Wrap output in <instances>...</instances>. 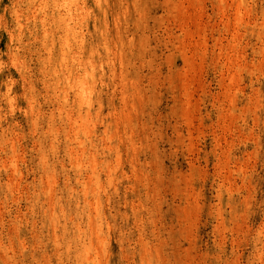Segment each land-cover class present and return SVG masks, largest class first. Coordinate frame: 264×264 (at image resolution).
Instances as JSON below:
<instances>
[{"label":"rangeland","instance_id":"obj_1","mask_svg":"<svg viewBox=\"0 0 264 264\" xmlns=\"http://www.w3.org/2000/svg\"><path fill=\"white\" fill-rule=\"evenodd\" d=\"M230 1L156 0L151 4L150 33L152 37L157 38L152 43L157 48L156 62L163 73L157 78L155 94H141L140 99L145 107L153 108L155 134L146 146V154H140V162L145 164L138 165L136 181L139 189L137 201L139 199L142 204L139 209L141 217L146 220L145 230L150 253L157 255L158 264H264V240L261 242L264 239L261 230L264 223V94H258L257 91L259 87L264 89V27L261 19L258 24H252L251 33H247V22L261 17L262 1L260 0L261 5H257L259 9L255 14L239 11L236 8L239 1ZM237 12L244 17L240 15L239 18ZM221 33L225 36H221ZM26 36L23 40H26ZM4 37L5 33L1 31L0 57L3 61L0 74V148L6 144V149H0V258L3 264L2 252L7 250L12 254L13 250L20 251L24 245L30 249L46 247L51 251L53 216L60 220L61 225L69 218L73 222L79 220L84 226L83 230L86 229L82 235L76 231L75 226L70 231L72 224L69 220L68 225L66 224L69 232L60 241L62 250L66 249V240L86 244H89L90 240H98L94 226L90 229L86 218L76 216L77 209L84 213L86 208L87 212L91 211L95 215L94 209L83 202L85 198L93 200V186L86 188L87 191L85 189L91 175L87 161L89 154L87 152L85 156H79V152L78 155L73 152L78 157L70 155L72 150L79 149V139L87 138L80 131L78 140L73 139V133L63 125L68 121L63 110H78L66 102L65 96L68 94H45L41 83L38 84L35 94H15L16 87H12L11 83L16 71L10 68L9 62L6 61L7 43ZM201 46L206 47L203 49ZM197 52L199 53L196 54ZM169 60H174L177 66L170 67ZM246 61H250L249 64ZM196 64L197 66H194ZM168 71L174 72L172 78L169 77ZM230 77L233 80L229 79ZM152 78L153 75H146L147 80ZM236 86L238 88H235ZM6 87L14 96L12 102L1 96ZM21 89L17 92L23 93ZM72 98L74 95L69 94L68 99ZM116 100L119 101V94ZM186 101H189V104ZM31 104L43 110L44 119H37L39 116L36 117V111L32 110ZM33 115L35 119L32 118ZM34 120H37L39 126L35 125ZM95 136L98 139L101 136L100 131L96 130ZM85 143L86 147L91 145L88 139ZM60 146H64L63 149ZM123 154L130 156L132 152L123 151ZM153 155H156L155 159L152 158ZM12 156L16 157V163L10 161ZM123 164L128 171L130 166L125 162ZM81 172L83 177L87 178L77 185L76 174ZM67 177L70 178L69 182L72 180L70 185H67ZM92 182L94 183V179ZM71 186L73 188L69 190ZM50 206L55 207L53 215L46 213ZM122 211H126L124 203ZM18 226L21 230L16 233ZM260 231L261 233H258ZM150 245L158 251L153 253ZM260 252L262 258L259 257Z\"/></svg>","mask_w":264,"mask_h":264},{"label":"bare ground","instance_id":"obj_2","mask_svg":"<svg viewBox=\"0 0 264 264\" xmlns=\"http://www.w3.org/2000/svg\"><path fill=\"white\" fill-rule=\"evenodd\" d=\"M238 1H239V3H237L238 7H236V6L235 7L238 8L239 11H243L244 13L247 12L250 14L256 13L257 9H259V8H257L258 4L261 5V3H262V5H263V7L261 5V17L258 18V20L254 19V21H252V22H247L248 20L243 21V22L248 23L247 24V28H248L247 33H251V25L255 24V23L258 24V21H260L259 19H261V24L264 27V21H263V19H264V0H261L262 1L261 3H260V0H238ZM155 2H156V0H101L100 6L97 7L96 6V0H75V3H73V0H0V32L2 31L5 33L4 40L7 43V52H5L6 55L5 54L4 55L7 58L6 61H7V63L9 62L8 63L9 67L16 71V76H15V78H13L12 83H11L12 87H16L15 94H24V95L26 93L28 95L29 94H35L37 87H38V84L41 83V84H43V88L45 89V92H46L45 94H48V95L49 94H68V95L73 94L75 96V94L78 92L81 99H83L86 95V88H85V84L83 83V81L79 80L78 77L85 71V69H84V67H82V65H87L88 61L90 60L91 61L90 67L94 66L98 63L104 64V71L107 74L106 79L107 78L111 79V80H113V83H119L121 85H123L125 82H127V84L129 85L127 90L131 93L132 97L136 101V110L134 112L128 114L127 120L125 122L127 124V132L125 131V124L121 123L119 125L121 138L120 139H113V140H111V142H109V140L102 139L105 136L111 137L112 125L110 124L109 121L101 122L100 120L90 116L87 112H84V111H77L76 110L77 112H73L72 111L73 109L67 110V108L63 110L64 112H66L65 118H67V120H68L63 125H64V127H66L69 130L70 133L71 132L73 133V139L78 140L77 135H80L79 133L82 132V133H84L85 137L88 139V142H90V144H91L90 146L86 147L85 142H87V139H83V140L79 139V141L77 142V143H79L77 145V147H79L80 144H84V147L83 148L79 147V149L76 148L77 149L76 151L72 150L70 155L76 156L75 154H73V152L74 153L79 152V154H80L79 156H85L86 155L85 153H87V152L89 154L88 155L89 160H87V161L89 162L88 166H89V170L91 172V175L88 174L90 177L88 178L87 184L85 185V189L88 187L91 188L93 186L92 190H91L92 195H93V200L91 199L92 200L91 201L90 198H89V200L85 198L83 202L90 205L92 207V209H94L93 211L95 212V215H93V212H91V211L87 212L86 211L87 208H86V209H84V213H83V211L81 212L80 209H77L78 213L76 214V216H82V218H86V220H87L86 223H88L90 229L94 226L95 233H97V236H98L97 242H96V240H90L89 244H86L85 242L76 243L75 241L72 243L71 240L67 241L65 239L67 242L65 245L66 249L62 250V246L60 244V241H61V239H64V236L69 232V227L67 226L68 225L67 222L69 220L72 224L70 231L73 229V226H75L76 231L79 232L80 235H82L81 233L84 232L86 229L83 230L84 226H82V224L79 220L76 222H73V220H71L69 218L67 221L64 222V225H61L60 220L58 218H56L55 216H53L52 217V223L50 222L51 226H52V234H53V248L51 249V251L48 250L46 247L30 249L24 245V246H22V249L20 251L16 252L15 250H13L12 254H10L7 250L5 252H2L3 253L2 259L4 261V264H149V262H151V264H158L157 263V261H158L157 255L150 253V249H149V245H148V243H149L148 235H147V231L145 230L146 229V220H144V218L141 217V215H140L139 207H141L142 204H141L139 199L137 201V196L139 195V193H138L139 189L137 188L138 185H137V181H136L137 173L139 171L138 165L142 166L145 164L143 162H140L141 161L140 154L141 153L146 154V151H145L146 146L148 145V143L150 141H152L151 137L155 134V130H154L155 121H154V117H153L154 111L152 110L153 108L149 109V108L145 107V105L142 103V100L140 98H142L141 94H155L157 81H158L157 78L161 75V73H163L161 67H159L158 63L156 62L157 54H158L157 48L152 43V41L156 40L157 38L152 37V35L150 33V25H149V19H150V17H152L151 4H153ZM79 3H83L84 8L85 9H91V12L88 13L84 10L77 8L76 4H79ZM66 4H72L73 6H72V8L62 6V5H66ZM169 7H167V8L169 9ZM235 7H233V8H235ZM236 8H235V10H236ZM235 13H236V11H235ZM237 14H238V12H237ZM238 15L240 18L241 17L240 15H242V14L239 13ZM242 17H244V16L242 15ZM255 18H257V17H255ZM245 19H248V18H245ZM240 24H241V21H240ZM235 25H236V23H235ZM255 27H257V26L255 25ZM257 29L255 31H257ZM229 30H231V29H229ZM238 32L240 33V31H238ZM257 33L259 34V32H257ZM260 33H262V32H260ZM253 34H254V31H253ZM263 34H264V32H263ZM25 36H26V40H23ZM221 36H225V34L224 35L222 34ZM226 36H228V35H226ZM236 37H237V35H236ZM222 39H223V37H222ZM159 40H161V39H159ZM17 43H19V44H17ZM165 43H167V41ZM176 43H178V42H176ZM181 43H183V42H181ZM224 46H226V45H224ZM185 47H186V45H185ZM201 47H199V48H201ZM205 47H202V48L204 49ZM217 47H219V45ZM221 47H223V46H221ZM241 47H243V46H241ZM246 47H247V45H246ZM238 48H240V47H238ZM232 51H233V49H232ZM170 52H172V51H170ZM188 52H189V50H188ZM246 52H243V53H246ZM198 53L199 52H197L196 54H198ZM241 53H242V51H241ZM205 54L203 53V55H205ZM223 55H225V54H223ZM194 58H195V54H194ZM232 58H233V56H232ZM196 59H197V57H196ZM203 59H204V57H203ZM228 59H230V58H228ZM226 60H227V58H226ZM249 60H250V58H249ZM257 60H258V58H257ZM2 61H3L2 57H0V74H1ZM224 61H225V59H224ZM246 62H248V61H246ZM249 62H248V64H249ZM194 63H196V62H194ZM169 64H170V67H176L177 66V63L174 60H169ZM205 64H206V62H205ZM215 64H217V63H215ZM233 64L235 66V63H233ZM250 64H252V63H250ZM241 65L242 64H240V66ZM194 66H197V64ZM201 66L202 65H200V68H201ZM203 67H205V66H203ZM203 67H202V69H204ZM18 70H20V72H18ZM242 70H243V68H242ZM32 71H33V73H32ZM185 72H187V71H185ZM190 72H191V70H190ZM168 73H169L168 74L169 77L172 78L174 72L168 71ZM220 73H221V70H220ZM237 73L238 72L236 71V74ZM147 74L150 77H151V75H153L154 78H152L151 80H147L146 79ZM182 75L184 76L183 73H182ZM188 75L190 76V73ZM223 76H222V78H223ZM232 77H230L229 79L233 80ZM189 79H191V78H189ZM187 80H188V78H187ZM235 81H236V78H235ZM235 81H233V82H235ZM223 82H224V80H223ZM236 83H238V82H236ZM183 84H184V82L182 83V86H183ZM239 84L240 83H238V85ZM232 85H234V83ZM222 86H223V84H222ZM241 87L239 88L240 90H241ZM20 88H22L21 90H23V93L17 92L18 89H20ZM69 88L73 89L74 91H69ZM235 88H238V87L236 86ZM5 89H6L5 92L3 94H1V96L6 98L9 102H12V99L14 98V96H12V92L8 89V87H6ZM193 89H194V87H193ZM184 91L185 90H183V93H184ZM257 91H258V94H264V89L262 87H259L257 89ZM110 92H111V90L107 89V90H105V93L102 96V99L105 103L104 114H106L107 112L112 110L113 106L116 108H119L121 106L120 101H117L116 98H112ZM232 92H230V93L232 94ZM117 94H119V93H117ZM222 94H224V93H222ZM68 95L65 96L66 97L65 99H68ZM232 95L235 96L234 94H232ZM17 97H20V96L17 95ZM55 97H56V95H55ZM186 102H188V104H189V101H186ZM230 103H231V101H230ZM188 104H186V105H188ZM58 107H60V106H58ZM183 108H184V106H183ZM188 108H189V106H188ZM37 109L38 108H36V105H32V110L37 112V113L35 112L34 114L36 115V117L39 116L37 119L43 118L45 116V113L43 112V110H41V109L37 110ZM52 112H53V109H52ZM59 112H58V114L60 115ZM49 113L51 116V112H49ZM232 113H233V111H232ZM32 118L35 119V116L33 115ZM65 118H64V120H65ZM34 122H35V120H34ZM51 122H53V121H51ZM9 123H11V122L9 121ZM45 123H47V122H45ZM56 124H57V122H56ZM56 124H54V125H56ZM35 125H38L37 120L35 122ZM35 125H34V129H35ZM232 125H233V122H232ZM1 126L2 125L0 124V127ZM56 126H58V125H56ZM115 127H116V125L113 124V129ZM68 130H67L66 134H68ZM96 130L100 131V134H101V136L98 139L95 138L96 137L95 136ZM42 131H44V130H42ZM260 132H259V134H260ZM51 133H52V131H51ZM63 133H65V132H63ZM251 134L252 133H250V135ZM64 137L65 136H63V138ZM11 139H13V138L11 137ZM33 139H35V138H33ZM248 139L250 140V138H248ZM256 142H258V141H256ZM10 144H12V143H10ZM34 144H35V142H34ZM136 145H141V146L137 147ZM36 146H38V145H36ZM5 147H6V144L4 143V145H2V147L0 149H2V148L6 149ZM55 147H57V146H55ZM60 147H62V149H63L64 146H60ZM116 148H118V151L116 150ZM53 151H55V150L53 149ZM123 151L128 152V153L132 152V154L130 156H125L123 154ZM67 152H68V150H67ZM61 153L62 152H60V154ZM255 153L256 152H254V154ZM14 154H16V153H13V155ZM77 155H78V153H77ZM248 155H251V153L250 154L248 153ZM52 156H54V155H52ZM76 157H78V156H76ZM254 157H255V155H254ZM15 158L12 156L10 161L12 160L16 163ZM55 158H57V157H55ZM55 158H54V160H55ZM152 158L155 159L156 155H153ZM245 158H246V155H245ZM257 158H259V157H257ZM7 159H8V157H7ZM62 161H64V160H62ZM51 162H52V160H51ZM58 162H60V161H58ZM124 162L130 166V169H128V171L124 168V164H123ZM237 162L238 161H236V163ZM246 163H247V161H246ZM49 164H50V162H49ZM79 164H81V163H79ZM45 165H48V164H45ZM11 168H12V166H11ZM63 169H65V167H63ZM67 170L68 169H66V171ZM65 175H63V176H65ZM13 176H15V175L13 174ZM86 178L83 177L82 172L79 174H76L77 185L82 184V182H83L82 179H86ZM251 178H252V176H251ZM69 179L70 178L67 177L68 181L64 180L65 182L67 181V185L71 184L72 180L69 182ZM93 179H94V183L92 182ZM46 180H47V177H46ZM61 180H63V178ZM109 182H111L113 187L108 188L106 193H100V189L107 187ZM53 183H54V181H53ZM83 184H85V183H83ZM89 184H91V186H89ZM72 188H73V186H71L70 189L68 187L69 190H72ZM85 189H84V191H85ZM86 191H87V189H86ZM57 193L58 192H56V194ZM75 193L77 194V192H75ZM83 198H84V196H83ZM40 199H41V197H40ZM59 199H61V198H59ZM37 202H38V200H37ZM122 203H124L126 211H122ZM133 207H135L137 209V211L135 213H133V211H132ZM34 208H36V207H34ZM75 208H77V207H75ZM127 209L129 210V212H127ZM54 210H55V207L50 206L49 209H46L47 215H49V213H52V215H53ZM56 211H57V209H56ZM72 211H74V210H72ZM246 212H248V211H246ZM233 214L235 215L236 213H233ZM247 215H244V216H247ZM137 217H139V220H140L139 224H137ZM94 218H95V220H94ZM63 219L65 220V218H63ZM239 222L237 221V223H239ZM242 224H243V222H242ZM223 227H224V225H223ZM19 230H21V229H19V226H18L16 233H19L20 232ZM257 230H259V229H257ZM261 230H262V233H264V223H263ZM254 232H256V231L254 230ZM258 233H261V231ZM254 235H256V234H254ZM81 238H82V236H81ZM87 239H88V237H87ZM244 239H245V237H244ZM263 240L264 239H262L261 242ZM40 241H42L41 238H40ZM152 242H154V241H152ZM232 247H233V245H232ZM235 248H237V247H235ZM260 251H262V250H260ZM262 252H264V251H262ZM239 253H241V252H239ZM250 254H251V252H250ZM258 254L260 257L261 252ZM258 254H256V255H258ZM235 255H237V253ZM168 258H169V256H168ZM260 258H262V257H260ZM170 260H171V257H170ZM249 261H251V260H249ZM1 262H2V260L0 258V264H3ZM231 263H232V261H231Z\"/></svg>","mask_w":264,"mask_h":264},{"label":"clouds","instance_id":"obj_3","mask_svg":"<svg viewBox=\"0 0 264 264\" xmlns=\"http://www.w3.org/2000/svg\"><path fill=\"white\" fill-rule=\"evenodd\" d=\"M75 3V0H73ZM101 0H96V6L99 7ZM69 8H72V4L62 5ZM76 7L84 10L88 13L91 12V9H85L83 3L76 4ZM91 61H88L87 65H82L85 71L78 77L79 80L83 81L86 88V95L83 99H81L79 93L77 92L72 99H66V102L75 108L78 111L87 112L90 116L103 121H109L112 125V134L111 137L105 136L102 139L111 140L120 139V127L121 123L125 124V131L127 132V124L125 123L127 120V116L129 113H132L136 110V101L132 97L131 93L127 90L129 85L125 82L123 85L119 83H113V80L106 79V73L104 71V64L98 63L94 66H91ZM110 89L111 97L116 98L117 93H119V101L120 107L116 108L113 106L112 110L104 114L105 103L102 99L105 90ZM69 91H74L69 88ZM111 118V119H110ZM113 124L116 127L113 129ZM80 148L84 147V144L79 145ZM118 151V148H116ZM113 187L111 182H109L108 186L100 189V193H106L108 188ZM133 213L137 211L135 207L132 209ZM140 223L139 217H137V224ZM153 253H156L158 250L155 247H152ZM151 264V262H149Z\"/></svg>","mask_w":264,"mask_h":264}]
</instances>
